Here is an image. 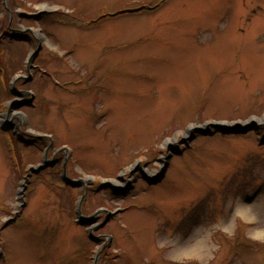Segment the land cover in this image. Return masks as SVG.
<instances>
[{"label":"rangeland","instance_id":"1","mask_svg":"<svg viewBox=\"0 0 264 264\" xmlns=\"http://www.w3.org/2000/svg\"><path fill=\"white\" fill-rule=\"evenodd\" d=\"M0 264H264V0H0Z\"/></svg>","mask_w":264,"mask_h":264},{"label":"flooded vegetation","instance_id":"2","mask_svg":"<svg viewBox=\"0 0 264 264\" xmlns=\"http://www.w3.org/2000/svg\"><path fill=\"white\" fill-rule=\"evenodd\" d=\"M29 39H30V41H32L33 39L29 36ZM31 45H32V47H33V42L31 43ZM41 48H42V44H38V46H37V49H36V51H40L41 50ZM34 49H35V46H34V48H32V51L34 52ZM16 93H19V91H16ZM15 93V94H16Z\"/></svg>","mask_w":264,"mask_h":264},{"label":"bare ground","instance_id":"3","mask_svg":"<svg viewBox=\"0 0 264 264\" xmlns=\"http://www.w3.org/2000/svg\"><path fill=\"white\" fill-rule=\"evenodd\" d=\"M257 119H259V118H257ZM186 133H187V132H186ZM186 133H185V134H186ZM170 141H171V142H170L169 144H173L174 141H173V140H170ZM114 182L117 183V180H114Z\"/></svg>","mask_w":264,"mask_h":264}]
</instances>
